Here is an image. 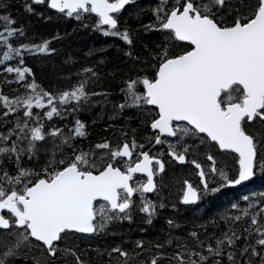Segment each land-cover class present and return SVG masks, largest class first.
<instances>
[{"label": "snow or ice", "instance_id": "snow-or-ice-1", "mask_svg": "<svg viewBox=\"0 0 264 264\" xmlns=\"http://www.w3.org/2000/svg\"><path fill=\"white\" fill-rule=\"evenodd\" d=\"M133 3L30 0L24 8L32 12L31 4H47L77 20L94 16L93 28L131 46L134 33L120 20L121 10ZM151 11L154 19L141 26L158 33V40L144 66L121 79L124 99L114 107L119 114L125 109L142 113L151 130L148 139L166 144L172 160L194 166L199 184L184 180L179 201L202 207L209 197L250 182L258 173L264 176V0H158ZM0 20L6 22L7 33H0L6 49L0 65L13 55L19 60L0 68L5 76L14 74L0 83L15 82L25 90L11 97L0 92V127L10 125L0 132V264H92L94 257L77 241L107 231L113 222L131 220L134 205L151 224L157 205L146 194L156 188L154 177L164 163L137 143L135 129L131 137L122 131L115 144L104 139L84 149L75 144L87 135L81 120L67 132L54 124L45 126L43 117H62L92 96L102 95L106 101L108 93L89 90L98 77L90 67L78 70L79 79L70 88L45 90L23 57L55 49L48 39L14 47L10 38L24 36L23 27L7 26L13 24L8 15ZM124 55L141 59L131 51ZM33 109L43 110L42 115ZM41 151L46 153L42 161ZM197 153L204 155V164L190 158ZM218 155L231 157L230 172L217 165ZM25 157L33 164H26ZM228 208L218 213L224 222L219 235L199 231L218 228L213 218L194 225L186 236L169 234L147 246L138 239L132 250L117 245L92 251L107 255L104 264H264V192L242 195L229 201ZM167 223L178 227L171 219Z\"/></svg>", "mask_w": 264, "mask_h": 264}, {"label": "trees", "instance_id": "trees-1", "mask_svg": "<svg viewBox=\"0 0 264 264\" xmlns=\"http://www.w3.org/2000/svg\"><path fill=\"white\" fill-rule=\"evenodd\" d=\"M26 2H30V0L0 1V15H8L13 21V24L7 26L23 27L25 31L24 36L16 34L10 38V42L14 47L18 46L19 43H40L44 39H48L49 47L55 49V52L51 54L26 53L24 55V66L32 69L36 82L48 91L67 89L79 79L76 75L78 70L82 67H90L97 72L98 77L89 83V90L108 93L106 101L102 95L89 98V101H91L89 102L90 107L79 114V120L85 124L87 135L84 138H76L75 144L84 149H89L92 145L104 139H108L110 142H113V139L121 140L120 133L122 131L131 137L133 129H135L136 140L148 139L150 133L147 124L142 122V118L137 116L132 109H125L123 114L113 117L107 106L110 105L111 110H115L114 105L123 102L124 97L120 91L121 79L144 66L143 59L147 56L148 50L154 46L153 42L158 40V33L146 32L141 26L154 19L151 10L155 7L156 0H150L149 5H146L147 7L138 9L135 12L125 10L121 14V25H126L130 32L134 33L131 46L126 45L118 37L105 36L97 31L92 27L95 19L82 18V20H77L74 16L67 17L60 13H54L48 9L47 4H31L34 11L28 12L24 8ZM5 26L6 22L0 20V33L7 35L4 31ZM53 37L56 38L53 39ZM145 45H147V48ZM5 50L4 45L0 44V56H3ZM125 51H131L133 56H139L140 61H133L130 57L125 56ZM18 64V58L13 55L12 59L6 61L4 65H0V68ZM147 71L150 74V69H147ZM13 75L5 76L3 72H0V78L4 79H11ZM12 89L16 91H12ZM24 91L15 82L11 84L0 83V92L10 97ZM33 111H40L42 115L43 110L33 109ZM64 116L65 114L62 117ZM125 116L129 119L125 120ZM54 117L55 115L51 120H56ZM110 117L113 118L110 119ZM51 120L43 117L45 126L50 124ZM56 122L58 127L63 128L68 126L70 128L74 125L70 121V117L57 119ZM9 126L8 124L3 125L0 127V132H6ZM256 127L258 129L259 125ZM157 152L158 147L149 151L151 155H156ZM43 158L41 155V161ZM24 162L28 165L33 164L26 157ZM232 164L233 161L230 162L228 168ZM7 166L10 170L13 168L11 164ZM175 168V171L170 174L171 176H167L166 181H162L158 185L160 194L157 196L165 207L160 208L158 200L156 203L158 205L157 214L152 218L151 224L144 222L146 219L145 214H139L137 209L135 213H132L131 220L113 222L108 226L107 231L77 241L80 248L88 253L89 258L94 257L92 264H104L108 259L106 254L103 256L96 255L92 251L93 249L104 252L105 249L119 245L124 249L132 250L134 241L138 239H143L147 246L150 243L163 241L169 234L172 236H186L188 232L193 230L194 225H203L213 218L218 221V228L214 229L208 226L199 229V231L202 234L215 231L216 235H219L220 231L224 229V222L219 220L218 213L228 208L229 201H236L245 194L251 195L254 193L258 197L259 193L264 192V176L258 173L251 183L238 189L224 190L215 197H209L202 207L184 206L178 201L177 195L180 185L184 180H188L190 175L186 168H178L177 166ZM240 203L241 207L247 206L242 200ZM228 210L232 211L230 208ZM169 219L173 220L178 227L170 228L167 223ZM188 242L191 243V238L188 239ZM164 250L171 252L174 249L166 248ZM151 251H155V249H151ZM150 254L151 252L148 253V255ZM140 258L137 257V260ZM113 264H117V262L113 261ZM130 264H132L131 261Z\"/></svg>", "mask_w": 264, "mask_h": 264}, {"label": "rangeland", "instance_id": "rangeland-1", "mask_svg": "<svg viewBox=\"0 0 264 264\" xmlns=\"http://www.w3.org/2000/svg\"><path fill=\"white\" fill-rule=\"evenodd\" d=\"M148 5H149V3H148ZM147 5V6H148ZM147 6H140V5H137L135 8H134V12L136 11V10H138V9H141V8H143V7H147ZM89 102H91V101H89ZM87 103V104H81V106L79 107V109H77V110H75V111H71V112H68V111H66L65 112V116L64 117H57V116H55L54 118H56V120H51V122H50V124H54L56 127H58V125H57V119H59V120H61V118H66V117H70V121L74 124V121L76 120V119H79V114L80 113H82L83 111H85L86 110V108H89L90 107V103ZM92 105H94V103H92ZM107 108H108V110L110 111V113L112 114L111 116H117V115H119V113L117 112V110L115 109V110H111V106L110 105H108L107 106ZM133 110V112L137 115V116H139L140 118H143V114L141 113V114H138L137 112H136V110L135 109H132ZM104 111V110H103ZM72 118H74V119H72ZM76 118V119H75ZM61 128H63V127H61ZM68 128H69V126L68 127H64L63 128V130L65 131V132H67L68 131ZM114 141H117V142H120V140H116V139H113V142H111V143H113V144H115V143H117V142H114ZM137 141V143L138 144H143L144 145V149H147L146 151H150L153 147H154V144L152 143V142H150L149 141V139H146V138H143V139H141V140H136ZM139 141V142H138ZM142 142V143H141ZM165 146H167L166 144H165ZM44 147H50V144H45L44 145ZM168 147V146H167ZM140 149H138L137 151H139ZM148 151V152H149ZM205 151H207L206 149H205ZM159 153H157L156 154V156H159L160 157V154L158 155ZM41 155L44 157L45 155H46V153L45 152H43V151H41ZM192 158H195V159H197L199 162H203V164L205 163V157H204V155L202 154V153H198V154H196L194 157H192ZM164 162H165V158H161ZM168 161V160H167ZM167 161L165 162V164L167 163ZM230 162L232 163V159H231V157H229V156H224V157H221V156H217V165L218 166H220V167H224L225 168V170H227V171H229V169L230 168H228V165L230 164ZM165 171L163 172V173H159L157 176H156V180L158 181V185H159V183H161L162 181H166V178H167V176H171L170 174L173 172V171H175V167H174V165L172 164V163H167L166 165H165ZM174 167V168H173ZM231 170V169H230ZM136 178H142V177H136ZM160 188H158V190H157V192L154 194V197L153 198H148V199H150V200H152L154 203L156 202V199L158 198L157 197V195L158 194H160ZM154 199V200H153ZM137 207L134 205L133 206V211H132V213H135L136 211H137Z\"/></svg>", "mask_w": 264, "mask_h": 264}, {"label": "flooded vegetation", "instance_id": "flooded-vegetation-1", "mask_svg": "<svg viewBox=\"0 0 264 264\" xmlns=\"http://www.w3.org/2000/svg\"><path fill=\"white\" fill-rule=\"evenodd\" d=\"M0 1H6V0H0ZM150 0H134V3L133 4H131V5H126L125 6V9H122L121 10V14L126 10H129V11H134V8L137 6V5H140V6H146L148 3H150L149 2ZM158 2V0H156V3ZM83 19H88L87 18V14H85V18H83ZM91 19H95V17L93 16ZM149 133L151 134V130L149 129ZM153 143V142H152ZM154 144V143H153ZM155 147H158V152L157 153H159L160 154V157L159 156H157L158 158H165V162L167 161V163H172L173 165H175V167L177 166V167H185L186 169H187V171H189V177H188V181L189 182H191L194 186H198V184H199V177L196 175V170L194 169V166L189 162V163H184V164H182V165H179L178 163H176V161H174V160H172L168 155H167V146H165V145H157V144H154V147L153 148H155ZM152 148V149H153ZM151 149V150H152ZM143 150H147V149H143ZM149 151V150H148ZM158 154V155H159ZM162 160V159H161ZM162 162L164 163V170H163V172L165 171V165L167 164H165V162L162 160ZM203 164V163H202ZM154 180H155V183H156V192H157V190H158V181L156 180V176L154 177ZM184 182V181H183ZM183 187H184V185H183V183H182V185H180V189H179V192H178V195H177V199H178V201H179V197L182 195V190H183ZM154 197V195H152V196H150V197H148V198H153ZM134 198H136V199H138V197H136V196H134ZM158 200L159 199H156V202L155 203H157L158 202ZM180 202V201H179ZM183 205V204H182ZM139 211V210H138ZM139 214H141V215H143L141 212H139ZM90 240V239H89Z\"/></svg>", "mask_w": 264, "mask_h": 264}, {"label": "water", "instance_id": "water-1", "mask_svg": "<svg viewBox=\"0 0 264 264\" xmlns=\"http://www.w3.org/2000/svg\"><path fill=\"white\" fill-rule=\"evenodd\" d=\"M48 9L51 10L52 12L58 13V12H56V10H54V9H50V8H48ZM176 163H178L179 165H182L181 163H179V162H177V161H176ZM136 176H140V177H142L141 174H136ZM253 179H254V178H253ZM253 179H252L250 182H252ZM250 182H245V183H244L243 185H241V186L231 187V188H227V189H236V188H240V187H242V186H245V185L249 184ZM154 190H155V189H154ZM153 192H154V191H153ZM153 192H152V193H153ZM152 193H147L146 195H147V196H151Z\"/></svg>", "mask_w": 264, "mask_h": 264}, {"label": "bare ground", "instance_id": "bare-ground-1", "mask_svg": "<svg viewBox=\"0 0 264 264\" xmlns=\"http://www.w3.org/2000/svg\"><path fill=\"white\" fill-rule=\"evenodd\" d=\"M72 119H74V118H72ZM76 119V118H75ZM149 129V128H148ZM150 132V131H149ZM150 141V140H149ZM139 142V141H138ZM142 143V142H141ZM174 167H175V165H174ZM173 167V168H174ZM178 168H180V167H178ZM183 168H185V167H183ZM182 183V182H181ZM158 197V196H157ZM157 199H159V198H157ZM154 200V199H153ZM159 202H160V200H159ZM158 206V205H157Z\"/></svg>", "mask_w": 264, "mask_h": 264}]
</instances>
